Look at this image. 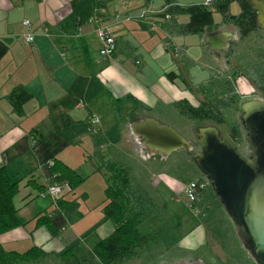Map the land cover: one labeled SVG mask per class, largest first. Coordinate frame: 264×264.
<instances>
[{
  "label": "crops",
  "instance_id": "0c3cea01",
  "mask_svg": "<svg viewBox=\"0 0 264 264\" xmlns=\"http://www.w3.org/2000/svg\"><path fill=\"white\" fill-rule=\"evenodd\" d=\"M175 1L179 5L202 3ZM99 2L102 4L96 6L93 0H0V164L18 182L14 204L22 223L0 234V246L5 251L22 253L38 246L56 253L76 243L82 247L87 230L80 232L76 224L84 220L93 222L88 230L94 229L97 241L108 235L114 226L103 215L105 201L101 212H86L82 205L88 200L90 189H78L90 182L104 194L108 173L102 163L117 161L129 169V146L135 158L146 160L140 141L131 131L132 121L152 117L173 128L182 117L175 102L187 99L197 104L230 91L227 53L221 52L222 64L214 48L223 47L227 39L224 32L237 29L221 24V15L214 20L217 25L207 27L202 36H174L167 33L164 18L159 19L160 27L154 32L137 21L116 23L112 19L115 12L136 15L140 6H151V0ZM230 12L236 14L239 9L230 6ZM91 17L113 33L116 50L111 57L99 54ZM174 18L177 23L188 20L186 15ZM24 19L31 22V43L24 39ZM238 41L230 42L228 52ZM167 42L181 48L180 52L175 55L172 47H165ZM201 72H208L210 77L200 79ZM22 91L28 95L26 100L21 98ZM91 113L100 117L94 133L88 129ZM61 115L68 117L67 124H63ZM98 143L102 146L97 147ZM53 159L61 160L85 178L78 187L64 190L57 197L78 203L81 216L72 223L52 197L40 194V187L52 182L49 163ZM152 177L159 179L151 180L153 188L162 185L171 202L181 200L177 177ZM137 184L150 195L143 188V180ZM41 215L51 218L60 230L58 236H52L45 225L35 224ZM187 224L190 226L191 222ZM97 241L87 245L85 253ZM204 241L203 226L194 223L173 245L192 250ZM49 258L61 264L51 254L31 264H45Z\"/></svg>",
  "mask_w": 264,
  "mask_h": 264
},
{
  "label": "trees",
  "instance_id": "16d2710c",
  "mask_svg": "<svg viewBox=\"0 0 264 264\" xmlns=\"http://www.w3.org/2000/svg\"><path fill=\"white\" fill-rule=\"evenodd\" d=\"M93 1L96 6H99V3L102 4L99 0ZM145 1L148 3L150 0ZM233 2L239 7V12L236 14L230 12V5ZM163 7H165L164 13L169 15L165 19L166 31L169 35L202 36L207 27L217 25L214 22V13L221 15V24L235 27L239 38L244 39L251 32L262 29L249 0H215L210 7L202 3L179 5L175 0H164ZM180 15H186L188 20L177 23L174 17ZM244 74L255 88H264V60L257 64H246ZM21 96L23 100L28 98L24 91L21 92ZM233 101V97L228 93L215 95L210 100L200 101L197 104L182 99L175 102L174 107L181 116L189 120L198 123L207 120L218 127L224 123V112L231 107ZM61 119L63 124L69 122L67 116L61 115ZM243 129L242 123L234 122L228 128V136L235 143H239L244 136ZM101 146L97 144V147ZM49 168L52 182H65L69 190L75 189L85 180L75 169L59 159H53ZM102 168L108 173L102 212L114 226L108 235L100 238L88 252L83 254H80V243L56 253L46 252L38 246H32L25 252L18 253L5 251L0 246V264H31L50 254L57 257L61 264H122L138 255L149 242L156 240L155 230L144 233L140 228L145 221L147 211L154 204L152 197L141 188L133 186L129 169L120 162L105 161L102 163ZM45 188L46 186L40 187L42 191ZM17 193L18 182L13 181L6 167L0 164V234L22 225L14 204ZM54 202L69 223L81 216L76 201L56 198ZM35 224L45 225L52 236H58L60 233L48 216H38Z\"/></svg>",
  "mask_w": 264,
  "mask_h": 264
},
{
  "label": "rangeland",
  "instance_id": "374dc122",
  "mask_svg": "<svg viewBox=\"0 0 264 264\" xmlns=\"http://www.w3.org/2000/svg\"><path fill=\"white\" fill-rule=\"evenodd\" d=\"M163 2L164 0H151L152 7L148 4L142 5L136 15L143 9L148 10L147 14L150 15L151 19L159 28V19L161 17L164 19L169 17L168 14L164 13L165 7L158 8ZM230 6H235V8L239 9L235 2L231 3ZM155 7L158 9H155ZM162 9H164V14L160 15V10L162 11ZM136 15L131 16L136 18ZM218 16H220L218 13H214V20L217 19ZM131 21L137 20L133 19ZM139 23L144 24L142 21ZM144 25L148 28L147 24ZM165 47L170 48L166 43ZM261 60H264V29L253 31L244 39L239 38V41L227 54V90H230L228 93L231 94L234 101L231 107L224 112L225 121L222 125L218 126V130L223 138L229 141L243 154L248 153L245 130L243 129L244 131H242L244 134L242 141L235 143L228 136V128L234 122L242 123L241 106L244 102L253 98H264V88H255L244 74V67L246 64H257ZM201 74L203 77L201 76L200 79H208L210 77L208 72H201ZM197 75L199 76V74ZM236 78L238 79L236 80ZM180 118L181 121H173L175 123L173 128L190 142H195L199 127L211 124L214 125L207 120L198 123L192 120L190 121L183 116ZM192 123L193 125L190 130V124ZM140 149L142 150L141 152H143V156H146V160L143 161L141 159L138 160L137 157L135 158L132 147L129 146L131 160L128 158L127 163L133 186L140 188L137 183L143 180V188L147 189L154 198V204L151 209L147 211L145 221L140 228L144 233L155 230L156 240L149 242L144 249L139 251L140 253L138 255L122 264H256L236 236L233 225L224 212L219 198L214 194L211 184L207 186L202 199L197 203V211L193 212L187 205V200L182 192L183 185L188 181L205 177L196 166L191 154V152L197 150L198 147H193L189 151L180 149V151H175L170 157L165 159L158 156L153 157V155L151 158H147L141 141ZM157 174L175 176L180 180L178 182L179 187L177 193L180 194L178 197H180L181 200L171 202L167 190L162 185L157 189L153 188L155 186L152 185L153 183L151 180L154 181L158 178H153L152 176ZM151 177L152 179H150ZM146 182H149L148 185H146ZM84 186V188L80 187L78 190L82 192L83 189L89 187L90 195L88 200L82 205L83 209L86 210V212L94 210L101 212V205L104 200L102 189L97 187V184L90 185V182L86 183ZM163 204L164 206H162ZM187 222H191V225L188 226ZM92 223L93 222L84 220L76 224L77 227H80V232H85L87 230L85 234L87 240L82 245L80 254L85 253L87 245H91L97 241V234L94 229L88 230L89 227H92ZM194 223H201L205 230V241L200 247L188 250L177 244L173 245L175 241L184 236ZM160 224L161 227H158ZM45 264L59 263L49 258Z\"/></svg>",
  "mask_w": 264,
  "mask_h": 264
},
{
  "label": "water",
  "instance_id": "95a60500",
  "mask_svg": "<svg viewBox=\"0 0 264 264\" xmlns=\"http://www.w3.org/2000/svg\"><path fill=\"white\" fill-rule=\"evenodd\" d=\"M249 3L264 29V0H249ZM223 35L227 38L223 47L214 48L222 64L221 52L228 50L230 42L239 40L235 30ZM241 110L246 154L223 138L212 124L198 128L195 142L152 117L133 120L131 131L141 141L147 157L158 154L166 158L176 150L198 147L191 152L196 166L210 181L243 248L256 264H264V102L253 98L244 102Z\"/></svg>",
  "mask_w": 264,
  "mask_h": 264
},
{
  "label": "built area",
  "instance_id": "2783aa9c",
  "mask_svg": "<svg viewBox=\"0 0 264 264\" xmlns=\"http://www.w3.org/2000/svg\"><path fill=\"white\" fill-rule=\"evenodd\" d=\"M215 0H202V4L204 6L210 7L214 3ZM146 9H143L140 11L138 15H136V18L129 14H122L115 12L112 15V19L116 23L121 22H128L133 19L143 22L144 24H147L149 30L154 32L158 27L157 24L151 19L150 15L147 14ZM164 9L161 13H163ZM160 13V14H161ZM90 21L93 22L96 26V34L99 42V54L104 57H111L115 50H116V41L114 38L113 33L108 29V27L101 25L99 23V19L96 17H91ZM23 26L26 27L27 31L24 33V39L31 43L33 41V33L31 32V22L28 19L22 20ZM157 27V28H156ZM166 45L168 47H172L173 53L176 55L179 53L180 48L177 46H170V44L167 42ZM264 102V98L258 97ZM89 126L88 129L90 132L94 133L97 131L98 126L100 124V117L96 113H91L89 116ZM52 164V161L49 163V166ZM210 185V181L206 177L197 178L191 181L186 182L183 185L182 192L187 200L188 207L193 211H197V203L202 199V196L207 188V186ZM69 189L68 185L65 182L58 183V182H51L48 184L44 191H42L40 194L41 196L49 195L50 197L55 199L64 191Z\"/></svg>",
  "mask_w": 264,
  "mask_h": 264
},
{
  "label": "flooded vegetation",
  "instance_id": "af4514ba",
  "mask_svg": "<svg viewBox=\"0 0 264 264\" xmlns=\"http://www.w3.org/2000/svg\"><path fill=\"white\" fill-rule=\"evenodd\" d=\"M228 53V50L225 52V54Z\"/></svg>",
  "mask_w": 264,
  "mask_h": 264
}]
</instances>
